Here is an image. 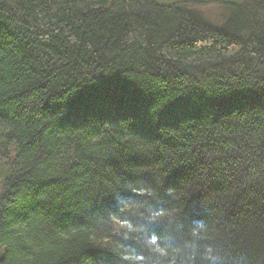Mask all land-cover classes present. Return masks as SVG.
Listing matches in <instances>:
<instances>
[{
	"label": "trees",
	"instance_id": "obj_1",
	"mask_svg": "<svg viewBox=\"0 0 264 264\" xmlns=\"http://www.w3.org/2000/svg\"><path fill=\"white\" fill-rule=\"evenodd\" d=\"M236 3L0 0V264H150L152 236L264 264V0Z\"/></svg>",
	"mask_w": 264,
	"mask_h": 264
},
{
	"label": "clouds",
	"instance_id": "obj_2",
	"mask_svg": "<svg viewBox=\"0 0 264 264\" xmlns=\"http://www.w3.org/2000/svg\"><path fill=\"white\" fill-rule=\"evenodd\" d=\"M206 225L202 221H195L190 229V240L184 242L185 248H191L194 251L201 248L200 241L206 240ZM150 249L152 260L150 264H176L177 258L182 252V248L163 245L156 236L150 237ZM203 250L200 252L201 259L205 264H222L220 253L211 243L203 244Z\"/></svg>",
	"mask_w": 264,
	"mask_h": 264
},
{
	"label": "rangeland",
	"instance_id": "obj_3",
	"mask_svg": "<svg viewBox=\"0 0 264 264\" xmlns=\"http://www.w3.org/2000/svg\"><path fill=\"white\" fill-rule=\"evenodd\" d=\"M159 4L172 5L180 1L193 3L196 9L200 11L207 21L217 24L225 12L224 4L236 3L238 0H156ZM247 0H241L239 3H244ZM236 3V4H239Z\"/></svg>",
	"mask_w": 264,
	"mask_h": 264
}]
</instances>
